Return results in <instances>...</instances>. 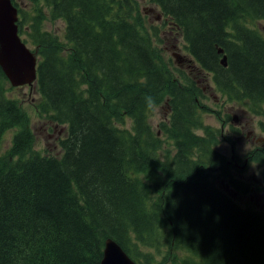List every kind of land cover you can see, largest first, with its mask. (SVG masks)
I'll return each instance as SVG.
<instances>
[{"label": "trees", "instance_id": "16d2710c", "mask_svg": "<svg viewBox=\"0 0 264 264\" xmlns=\"http://www.w3.org/2000/svg\"><path fill=\"white\" fill-rule=\"evenodd\" d=\"M149 2L216 93L261 111L264 0ZM16 4L18 32L37 50L36 111L67 130L58 153L35 150L28 114L0 69V144L20 128L0 151V264H99L107 238L138 264H264V205L242 206L220 186L251 191L216 150L237 131L204 122L202 86L160 54L158 27L137 0ZM56 18L63 39L43 29ZM162 103L169 113L158 132L150 114ZM219 118L224 126L230 116ZM246 157L262 168L264 194V145Z\"/></svg>", "mask_w": 264, "mask_h": 264}, {"label": "rangeland", "instance_id": "374dc122", "mask_svg": "<svg viewBox=\"0 0 264 264\" xmlns=\"http://www.w3.org/2000/svg\"><path fill=\"white\" fill-rule=\"evenodd\" d=\"M19 5H22L24 9L28 10L30 8V0H15ZM139 10L142 15L147 18L149 24L158 27V38L154 41L160 49V54L164 56H170L174 64L175 61L172 57L174 51L180 52L184 57V61L181 62L182 69L193 78L197 79L198 83L202 86L204 91V97L201 99L204 111V122L212 127H222V131L225 135L230 132V126L238 128L242 133V136L238 141H234L233 133L230 135V139L233 141H221L217 146L216 150L224 154L227 158V162L232 164L236 162L238 166L235 167L233 173L235 177L241 179L247 185L251 191L247 193H236L234 200L242 206L251 204L253 207H259L264 205V194L262 189H256V182L253 181V177L261 179V166L255 162H250L247 159V153L257 147L259 143H263L264 140L258 138H264V105L262 106V111L254 112L249 109L248 104L245 101L231 102L225 99L221 94L216 93L213 89V82L211 75L201 70L193 62H188L190 56L189 53L184 48V41L181 36L172 29L169 25H163L164 20L162 14L156 5L149 2V0H137ZM258 28H263L264 25L259 23ZM65 23L61 18H56L54 20L46 19L43 22V29L50 31L58 35L63 39ZM28 46L34 49L33 46ZM168 66V63L165 64ZM7 85L12 89L7 92V95L11 99L18 101L19 105L27 112L29 117V127L35 134V142H33V148L35 150L41 151L43 154H56L60 151L58 146V139L66 136L67 127L65 125L55 126L52 123H48L47 120L41 117L35 108V102L39 98L38 93L34 85H23L13 87L10 85L9 81L6 79ZM161 105L155 106L150 114V124L151 127L160 131L159 124L162 121H167L169 110L166 106ZM218 111V112H217ZM230 116L228 122H224L222 126L221 118H226ZM235 116V118H234ZM248 123V125H245ZM18 126H14L5 131L3 134L0 151H5L11 145V139L13 135L19 131ZM248 131L252 133V136H244ZM200 133V131H198ZM229 136V135H228ZM163 138L164 135H162ZM232 144V146H231ZM263 146V145H262ZM164 150H169L170 153L174 152V146L172 141L169 139H164L163 144ZM232 149H234V158H231ZM163 155V152H161ZM244 165V166H243ZM243 166V167H241ZM220 171L215 167L212 168V174L216 177ZM221 179H216V183L219 185ZM225 183V182H224ZM224 183L221 181L220 186L224 189ZM227 184V183H226ZM226 192V191H225ZM233 192V191H232Z\"/></svg>", "mask_w": 264, "mask_h": 264}, {"label": "water", "instance_id": "95a60500", "mask_svg": "<svg viewBox=\"0 0 264 264\" xmlns=\"http://www.w3.org/2000/svg\"><path fill=\"white\" fill-rule=\"evenodd\" d=\"M18 20L19 11L16 1L0 0V69L11 86H32L37 79V50L31 49L21 38L18 32ZM218 51L223 53L221 48ZM172 55L175 62L181 64L182 55L179 52ZM220 63L223 66L227 65L225 55L221 57ZM231 158H234V149H232ZM234 163L238 166L236 162ZM254 181L258 187H263L261 179L256 178ZM223 186L228 194L236 196L227 184ZM99 264L138 263L115 240L108 238L104 242Z\"/></svg>", "mask_w": 264, "mask_h": 264}, {"label": "flooded vegetation", "instance_id": "af4514ba", "mask_svg": "<svg viewBox=\"0 0 264 264\" xmlns=\"http://www.w3.org/2000/svg\"><path fill=\"white\" fill-rule=\"evenodd\" d=\"M181 67V66H180ZM182 68V67H181ZM262 111V110H261ZM245 125H248V123H246ZM234 127V126H233ZM235 129H236V131L237 132H233V138H234V141H238L239 140V138L242 136V133L240 132V130L238 129V128H236V127H234ZM244 136H252V137H254L253 135H252V133L250 132V131H248ZM258 139H260V140H264V138H258ZM262 145H264V142L263 143H259L258 145H257V147L255 148V149H257L258 147H261ZM231 146H232V144H231ZM235 156V155H234ZM248 159V158H247ZM235 164V163H234ZM254 179H256L255 177H253V181H254Z\"/></svg>", "mask_w": 264, "mask_h": 264}, {"label": "bare ground", "instance_id": "6f19581e", "mask_svg": "<svg viewBox=\"0 0 264 264\" xmlns=\"http://www.w3.org/2000/svg\"><path fill=\"white\" fill-rule=\"evenodd\" d=\"M223 50V49H222ZM223 52H224V50H223ZM225 54V53H224ZM190 56V55H189ZM225 56H226V54H225ZM184 61V57L182 56V61L181 62H183ZM188 62H191V56H190V58H189V60H188ZM223 126V125H222ZM175 145V144H174ZM108 239V238H107ZM111 239V238H110ZM105 242V241H104Z\"/></svg>", "mask_w": 264, "mask_h": 264}, {"label": "clouds", "instance_id": "9594fccd", "mask_svg": "<svg viewBox=\"0 0 264 264\" xmlns=\"http://www.w3.org/2000/svg\"><path fill=\"white\" fill-rule=\"evenodd\" d=\"M151 106V105H150Z\"/></svg>", "mask_w": 264, "mask_h": 264}]
</instances>
